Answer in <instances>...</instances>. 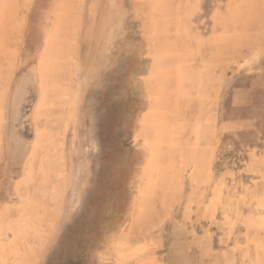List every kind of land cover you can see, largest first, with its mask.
I'll use <instances>...</instances> for the list:
<instances>
[{
    "label": "rangeland",
    "instance_id": "1",
    "mask_svg": "<svg viewBox=\"0 0 264 264\" xmlns=\"http://www.w3.org/2000/svg\"><path fill=\"white\" fill-rule=\"evenodd\" d=\"M0 264H264V0H0Z\"/></svg>",
    "mask_w": 264,
    "mask_h": 264
}]
</instances>
